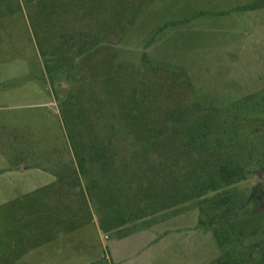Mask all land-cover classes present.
Listing matches in <instances>:
<instances>
[{"label":"rangeland","instance_id":"rangeland-1","mask_svg":"<svg viewBox=\"0 0 264 264\" xmlns=\"http://www.w3.org/2000/svg\"><path fill=\"white\" fill-rule=\"evenodd\" d=\"M137 90L162 125L169 100L181 106L143 138V154L165 145L178 163L164 183L148 164L161 158L131 157L125 132L108 172L75 154L81 136L107 146L106 96ZM209 150L243 170L221 190L249 231L264 192V0H0V264H214L231 247L213 195L187 187Z\"/></svg>","mask_w":264,"mask_h":264},{"label":"trees","instance_id":"trees-1","mask_svg":"<svg viewBox=\"0 0 264 264\" xmlns=\"http://www.w3.org/2000/svg\"><path fill=\"white\" fill-rule=\"evenodd\" d=\"M104 95L106 96V94ZM142 96L143 95H140L138 90L134 92L133 95L126 94L124 97L113 94L111 96H108L109 98L106 96V101L111 105L113 104V107L115 108L114 111L116 110V113H114V115L112 114V112L109 114L106 111L107 109H104L101 112L100 119H98L96 129L102 130L99 128L111 126L113 130L109 133L111 137L105 142L108 143L107 146H104L103 144L100 145L93 143L92 145L88 146L83 144V141L85 139L83 138V136H81V145H79L78 151L75 152V154L78 155V160L80 163L86 161L85 158L87 157L92 163L102 166V168L106 172H108L109 170L106 169V166L114 167V163H116V160L113 156L117 151L116 148H119V145L117 144L118 140H123V137H120V135L124 134V132L128 136V139H130V141H133L134 143L138 142L137 145H131L130 156L132 157L133 153H135L136 151L139 155L143 154V148H145L143 146V138H149L150 136V139H148L147 141H154L155 139H157L159 133L161 134L162 132L166 131L167 129H171V127L177 124V122L179 121L177 114L181 110L180 104H175L173 100H169V102L172 103L171 105L173 110L159 112V118L162 116H167V118L165 119V123H163L162 125L161 123L156 122V120L158 121V112H156L154 108H152L153 105L150 98L149 100L144 101L142 99ZM103 108H105V105H103ZM110 118L112 119L110 120ZM157 123L160 125L159 130L156 129ZM97 130H95V132H100ZM93 139L96 142H104V138H102L101 135ZM113 143L115 145H113ZM204 150L206 149H203V151ZM168 151V146H158L150 143L149 146H147L145 153L143 154L145 158L152 156L161 158L160 161L156 162L148 161V164H153L154 172L161 174V183H164L163 181L166 180L168 176L166 175V173L168 171L173 172V166L178 165V163L173 164L171 156L164 155V153L167 154ZM156 152L160 153V155H155ZM208 154V156H213L217 159L215 160L214 158V161L209 160V162H207L208 160H204V158L200 157L199 155L198 159L194 157L195 159L193 160L196 162V165L193 166L192 164L191 166L192 172H190L188 177L190 186L187 187H189L190 194L192 190V196H194L196 199L201 196H205L207 192H211V195H213L210 197L211 199L209 198V203L214 205L216 210L212 212V216L214 217L210 219V223L211 225L215 226V236L219 246L222 248L223 245L227 242L231 247L230 250H225L224 252H222L221 255L216 259L214 264H264L263 189H259V186H257L255 194L250 196L251 203L254 204L255 210L253 211V213H250L252 215H248L245 217L254 218L257 221V225L252 226L254 228L250 227L251 229L249 231L245 230L244 228L238 227V225L235 226L236 224L234 222V219H237L238 215L236 216V218H234L233 213V216L231 218L229 216V213H232L234 209L232 208V210L227 207L229 202L231 201V196L225 194V192L221 189L222 187L229 188L238 180H241L243 176V170L241 167L239 168L234 164L233 161H231L233 159L227 156H225L227 158L224 157L225 160L220 159L219 155H217L216 152L212 150H209ZM222 160L224 161L222 162ZM127 164L131 165L130 162H128ZM193 168L197 171H193ZM146 171H143L146 178H144L142 185L146 189H151L153 188L152 183H154L156 178L154 177L153 181L152 179L147 177L148 172L146 173ZM239 173H242L241 176H238ZM258 192L260 193L259 195ZM206 200L205 202H207Z\"/></svg>","mask_w":264,"mask_h":264},{"label":"crops","instance_id":"crops-1","mask_svg":"<svg viewBox=\"0 0 264 264\" xmlns=\"http://www.w3.org/2000/svg\"><path fill=\"white\" fill-rule=\"evenodd\" d=\"M148 260H150L149 257H148ZM183 261H184V264H187L186 261H185V259H183Z\"/></svg>","mask_w":264,"mask_h":264}]
</instances>
